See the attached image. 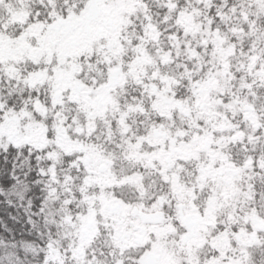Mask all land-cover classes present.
Instances as JSON below:
<instances>
[{"label": "snow or ice", "instance_id": "1", "mask_svg": "<svg viewBox=\"0 0 264 264\" xmlns=\"http://www.w3.org/2000/svg\"><path fill=\"white\" fill-rule=\"evenodd\" d=\"M0 264H264V0H0Z\"/></svg>", "mask_w": 264, "mask_h": 264}]
</instances>
